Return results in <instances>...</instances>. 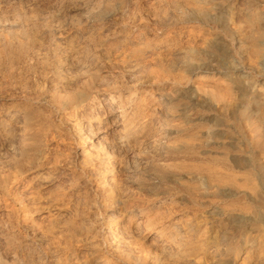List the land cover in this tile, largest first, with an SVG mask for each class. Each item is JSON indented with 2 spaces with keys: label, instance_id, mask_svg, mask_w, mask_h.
Instances as JSON below:
<instances>
[{
  "label": "bare ground",
  "instance_id": "obj_1",
  "mask_svg": "<svg viewBox=\"0 0 264 264\" xmlns=\"http://www.w3.org/2000/svg\"><path fill=\"white\" fill-rule=\"evenodd\" d=\"M79 1L86 19L110 24L115 15L130 14L119 46L109 50L103 44L102 49L107 61L111 58L117 66L136 71L133 83L139 88L101 86L93 56L86 59L79 77L59 74L36 53L35 39L31 44L16 41L15 47L1 52L0 146L13 171L11 182L28 183L38 175L34 164L47 159L48 152L37 139L40 109L51 108L59 119H69L99 96L104 102L96 118L95 143L127 146L134 127L130 111L137 104L136 91L144 86L156 111L159 155L168 160L199 159L191 166L156 165L149 189L177 186L190 196L185 197L189 204L199 196L205 210L199 218L191 207L178 218L167 212L147 231L140 226L148 219L139 214L142 221L134 222L137 233L145 236L152 229L156 236L151 249L173 258L185 254L190 264H264V0H154L145 16L138 12L140 0ZM74 6L81 5L72 2ZM138 41L143 50L133 48ZM52 77L56 83L49 93L41 85ZM206 84L218 86L219 92L204 89ZM232 92L242 102L233 119ZM196 108L202 113L194 116ZM197 124L201 129L191 132ZM218 134L226 141L218 143L215 155L205 157L201 143L214 144ZM176 136L180 138L169 141ZM87 162L90 170L103 166L97 158L83 164ZM56 169L53 161L50 170ZM30 170L34 175L26 174ZM62 207L56 204L40 216L49 219ZM126 221L132 223L130 216ZM211 227L216 229L209 232ZM192 235H198L196 240L187 239ZM2 240L0 264H33Z\"/></svg>",
  "mask_w": 264,
  "mask_h": 264
},
{
  "label": "rangeland",
  "instance_id": "obj_2",
  "mask_svg": "<svg viewBox=\"0 0 264 264\" xmlns=\"http://www.w3.org/2000/svg\"><path fill=\"white\" fill-rule=\"evenodd\" d=\"M153 1L140 0L139 14L145 16L148 3ZM72 2L81 6L72 8ZM85 9L79 0H0V53L15 47L16 41L31 44L35 39L36 53L59 74L79 77L86 59L93 56L101 86L118 83L129 90L139 88L133 83L136 71L117 66L111 58L107 61L102 49L103 44L109 50L119 46L130 14L115 15L109 24L103 19H86ZM133 48L138 51L145 46L138 41ZM252 78H256L255 74ZM55 83L52 77L41 87L53 93ZM146 88L136 91L137 104L130 111L134 127L127 146L95 143L96 118L101 115L104 102L99 96L69 119H59L51 108L40 109L36 114L37 139L48 153L46 160L34 164L38 175L28 183L11 182L13 171L0 146V251L4 246L2 239H6L12 250L33 264H100L105 260L122 264H190L185 254L173 258L155 252L150 242L156 233L151 229L140 236L134 225L136 220L142 221L140 215L146 216L148 222L145 220L140 227L147 231L145 228L152 227L167 212L172 213L170 218H178L191 207L199 218L205 210L199 196L196 203L189 204L185 197L190 196L177 186L149 189L156 165L171 162L191 166L199 159L168 160L159 155L154 139L156 111L152 110V98L144 93ZM203 88L219 92L218 86L206 84ZM229 96L234 103L229 115L233 119L242 110V102L236 92ZM192 113L196 116L202 110L196 108ZM200 129L197 124L190 131L196 133ZM225 138L218 134L214 144L202 142L199 149L206 153L205 157L215 155L220 150L218 143ZM90 158L99 159L103 166L87 169L90 163L83 162ZM53 161L57 169L51 171ZM26 174L34 175L32 170ZM56 204L63 205L58 214L41 218V212ZM128 216L131 224L126 221ZM196 237L187 239L194 241Z\"/></svg>",
  "mask_w": 264,
  "mask_h": 264
}]
</instances>
